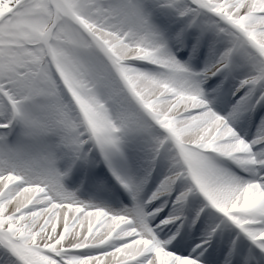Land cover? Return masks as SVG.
Returning a JSON list of instances; mask_svg holds the SVG:
<instances>
[{"label": "snow or ice", "instance_id": "6c2138e0", "mask_svg": "<svg viewBox=\"0 0 264 264\" xmlns=\"http://www.w3.org/2000/svg\"><path fill=\"white\" fill-rule=\"evenodd\" d=\"M0 264H264V0H0Z\"/></svg>", "mask_w": 264, "mask_h": 264}]
</instances>
